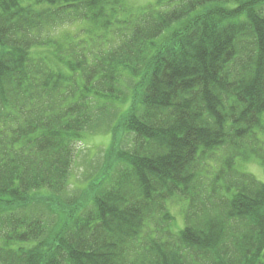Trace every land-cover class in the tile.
<instances>
[{
	"label": "trees",
	"instance_id": "trees-1",
	"mask_svg": "<svg viewBox=\"0 0 264 264\" xmlns=\"http://www.w3.org/2000/svg\"><path fill=\"white\" fill-rule=\"evenodd\" d=\"M78 23L95 32L55 38ZM251 161L264 171V0H0V264H264Z\"/></svg>",
	"mask_w": 264,
	"mask_h": 264
},
{
	"label": "rangeland",
	"instance_id": "rangeland-1",
	"mask_svg": "<svg viewBox=\"0 0 264 264\" xmlns=\"http://www.w3.org/2000/svg\"><path fill=\"white\" fill-rule=\"evenodd\" d=\"M160 1L168 2L170 0H127V4L133 8H138L147 4L159 3ZM87 27L92 28L95 32V25L93 23H78L58 28L59 30L54 32V36L55 38L61 39L67 34L70 36L80 34V32ZM92 34H88L87 36ZM123 85L127 88L129 86L132 87V84H130L128 79H126ZM123 90L126 93V90ZM130 93L131 91L128 92L127 96H130ZM120 113L121 110H117V106L111 108L109 107L106 112L104 111L98 115L97 124L84 134V140L77 147L76 159L70 174L68 193L66 194V197L71 199L81 198L86 192L87 187L91 182L90 180L92 179V175L94 173L96 174L104 160L106 149L111 140V129L114 127ZM238 168L242 172L254 175L258 181L264 182V171L258 162L251 161L246 165H238ZM46 195L49 194L47 193ZM46 195L45 197L47 198ZM171 203V212L176 217L177 226L181 228L183 226L182 213L184 210V204L179 199H175ZM54 221H57V219L53 218V222Z\"/></svg>",
	"mask_w": 264,
	"mask_h": 264
}]
</instances>
